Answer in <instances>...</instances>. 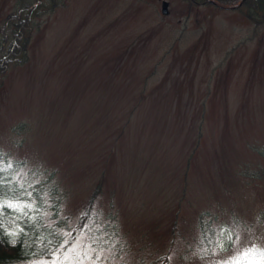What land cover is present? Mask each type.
<instances>
[{
	"label": "rangeland",
	"instance_id": "1",
	"mask_svg": "<svg viewBox=\"0 0 264 264\" xmlns=\"http://www.w3.org/2000/svg\"><path fill=\"white\" fill-rule=\"evenodd\" d=\"M15 10L0 0V27ZM38 22L0 87V152L68 225L99 193L62 257L15 264H227L264 248V29L182 0H66Z\"/></svg>",
	"mask_w": 264,
	"mask_h": 264
},
{
	"label": "trees",
	"instance_id": "2",
	"mask_svg": "<svg viewBox=\"0 0 264 264\" xmlns=\"http://www.w3.org/2000/svg\"><path fill=\"white\" fill-rule=\"evenodd\" d=\"M182 1L190 8L210 6L218 12H238L250 22L253 34L264 29V0ZM65 2L17 0L18 10L7 14L0 27V87L12 67L27 64L38 20L52 15ZM18 172L19 163L10 162L0 152V264L62 257L86 229L98 189L90 196L79 219L68 225L60 216V198L48 203L42 185L21 182L16 177ZM159 264H170L168 256H161ZM227 264H264V248L251 249Z\"/></svg>",
	"mask_w": 264,
	"mask_h": 264
},
{
	"label": "water",
	"instance_id": "3",
	"mask_svg": "<svg viewBox=\"0 0 264 264\" xmlns=\"http://www.w3.org/2000/svg\"><path fill=\"white\" fill-rule=\"evenodd\" d=\"M162 11H163V13H165L166 12V9H163Z\"/></svg>",
	"mask_w": 264,
	"mask_h": 264
}]
</instances>
